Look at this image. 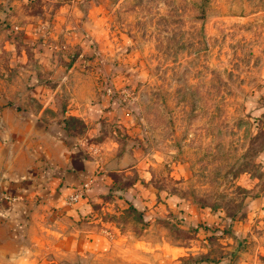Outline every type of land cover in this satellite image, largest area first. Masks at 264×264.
<instances>
[{
  "label": "rangeland",
  "instance_id": "1",
  "mask_svg": "<svg viewBox=\"0 0 264 264\" xmlns=\"http://www.w3.org/2000/svg\"><path fill=\"white\" fill-rule=\"evenodd\" d=\"M98 2L96 38L31 58L68 80L66 147L109 166L80 222L115 242L86 264H264V0Z\"/></svg>",
  "mask_w": 264,
  "mask_h": 264
},
{
  "label": "crops",
  "instance_id": "2",
  "mask_svg": "<svg viewBox=\"0 0 264 264\" xmlns=\"http://www.w3.org/2000/svg\"><path fill=\"white\" fill-rule=\"evenodd\" d=\"M98 4L0 0V57L11 59L5 70L12 72L0 75V104L12 103L0 106V264H86L112 253V236L80 222L93 215L110 185L109 166L93 160L77 138L66 147L61 126L54 124L69 113L60 105L72 99L64 96L68 80L42 78L40 73L56 74L62 67L31 59L32 53L57 56L69 40L81 43L84 34L96 38L89 27L101 21ZM83 9L93 14L81 15ZM138 203L134 199V208L143 212ZM104 228L120 231L108 223Z\"/></svg>",
  "mask_w": 264,
  "mask_h": 264
},
{
  "label": "built area",
  "instance_id": "3",
  "mask_svg": "<svg viewBox=\"0 0 264 264\" xmlns=\"http://www.w3.org/2000/svg\"><path fill=\"white\" fill-rule=\"evenodd\" d=\"M76 200H77L76 197H72V198H70V201H71V202L76 201Z\"/></svg>",
  "mask_w": 264,
  "mask_h": 264
}]
</instances>
